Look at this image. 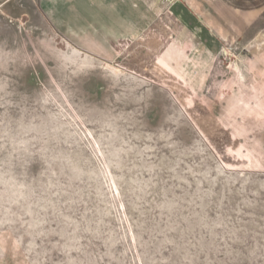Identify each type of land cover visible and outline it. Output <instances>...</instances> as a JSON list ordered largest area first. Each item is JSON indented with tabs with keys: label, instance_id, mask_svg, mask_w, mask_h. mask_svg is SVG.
<instances>
[{
	"label": "rangeland",
	"instance_id": "rangeland-1",
	"mask_svg": "<svg viewBox=\"0 0 264 264\" xmlns=\"http://www.w3.org/2000/svg\"><path fill=\"white\" fill-rule=\"evenodd\" d=\"M38 3L0 2V264H264V0Z\"/></svg>",
	"mask_w": 264,
	"mask_h": 264
},
{
	"label": "crops",
	"instance_id": "crops-1",
	"mask_svg": "<svg viewBox=\"0 0 264 264\" xmlns=\"http://www.w3.org/2000/svg\"><path fill=\"white\" fill-rule=\"evenodd\" d=\"M13 0H0L1 3L3 4H6V3H9ZM40 5V8L41 10H43V12H46V14L48 16H52V17H56V16H59V11L60 10H63L64 7H63V3H65V7L67 9V11L70 9V0H37ZM168 1V0H167ZM206 1H209V0H182L181 2H178L181 4V6H178L179 8L175 10V12L177 13V15L180 17V19H182L183 21H186V22H194L195 21V18L197 16H203L204 15V8L206 5H209V4H206ZM222 1V0H221ZM172 3V2H171ZM171 16L173 17V19H175V21H178V23H180V21L177 19L176 16L172 15ZM57 22V21H56ZM197 22V21H195ZM198 23V22H197ZM196 23V24H197ZM181 24V23H180ZM199 25V24H198ZM220 31V30H219ZM217 33V35L221 32ZM231 30H228L226 31V33L230 32ZM218 38H216L217 40L220 38V40L218 41H221V39L223 38L226 39V40H229L230 39V34L229 35H220ZM221 43V42H219ZM223 47V45L221 46V48ZM224 49V47L222 48V50Z\"/></svg>",
	"mask_w": 264,
	"mask_h": 264
},
{
	"label": "bare ground",
	"instance_id": "bare-ground-1",
	"mask_svg": "<svg viewBox=\"0 0 264 264\" xmlns=\"http://www.w3.org/2000/svg\"><path fill=\"white\" fill-rule=\"evenodd\" d=\"M131 36L129 35V37L128 38H130ZM69 45V44H68ZM71 45H69V47H70ZM242 46V45H241ZM67 47V46H66ZM243 47V46H242ZM71 50H72V52H75V53H81V52H79V50H77L76 48H74V47H71ZM176 53V52H175ZM82 54V53H81ZM179 54H181V51L179 50ZM85 56V55H84ZM167 56H169V55H167Z\"/></svg>",
	"mask_w": 264,
	"mask_h": 264
},
{
	"label": "built area",
	"instance_id": "built-area-1",
	"mask_svg": "<svg viewBox=\"0 0 264 264\" xmlns=\"http://www.w3.org/2000/svg\"><path fill=\"white\" fill-rule=\"evenodd\" d=\"M168 1L172 3H178V2H181L182 0H168Z\"/></svg>",
	"mask_w": 264,
	"mask_h": 264
}]
</instances>
